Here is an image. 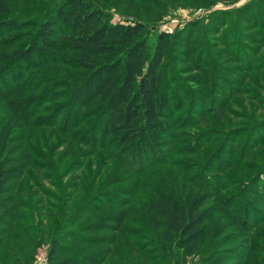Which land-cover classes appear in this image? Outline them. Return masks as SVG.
I'll return each instance as SVG.
<instances>
[{
  "label": "rangeland",
  "instance_id": "374dc122",
  "mask_svg": "<svg viewBox=\"0 0 264 264\" xmlns=\"http://www.w3.org/2000/svg\"><path fill=\"white\" fill-rule=\"evenodd\" d=\"M4 1L10 13L0 19L21 27L0 30V43L19 47L34 35V25L54 19L68 0ZM92 1L113 22L145 23L154 44L161 32L171 34L162 65L169 121L185 117L195 123L172 130L176 138L162 136L166 142L147 156L151 163L136 172L117 156L121 148L87 144L65 128L76 114L65 88L43 99L47 84L41 83L21 97L34 109L29 124L9 116L10 107L0 99V123L18 127L3 157H16L23 165L20 176L0 193V264H48L52 241L72 228L68 219L76 204L84 226L127 214L125 234H98L88 227L82 235L113 239L82 246L69 241L96 264H118L117 258L124 261L137 249L149 264H264V194L258 191L255 197L252 188L264 181V0ZM44 66L37 70L66 79L62 61ZM22 70L25 82L32 71ZM89 120L79 130L87 131ZM95 184L105 186L102 194L93 192L95 199L101 197L86 205L85 192ZM157 188L173 198L189 191L209 194V204L216 207L214 225L224 227L227 237L210 238L200 251L153 242L140 206L156 196ZM137 257L127 264H142Z\"/></svg>",
  "mask_w": 264,
  "mask_h": 264
},
{
  "label": "trees",
  "instance_id": "16d2710c",
  "mask_svg": "<svg viewBox=\"0 0 264 264\" xmlns=\"http://www.w3.org/2000/svg\"><path fill=\"white\" fill-rule=\"evenodd\" d=\"M9 13V4L0 0V14ZM34 26V35L21 46L3 47L6 42L0 43V62L3 61L0 99L10 107L12 115L9 116H17L24 124H29L34 112L32 103H25L20 98L41 83L47 84L43 99L49 95L55 97L59 88H65L69 92L68 107L74 105L76 108L74 122H67L65 128L81 135L87 144L114 151L121 148L116 152L117 156L136 172L143 171L141 168L151 163L147 156L154 147L166 142L162 136L176 138L172 130L195 123L185 117H180L176 123L169 121L171 112L168 111L169 100L164 95L162 65L171 44V34L161 32L154 44L145 23L139 20L113 22L110 15L92 0H68L58 9L54 19L44 21L39 27ZM20 27L15 21L0 19V30H19ZM60 61L67 70L64 81L37 70L46 67L44 63L53 65ZM22 67L32 71L25 82ZM88 118L89 129L79 130ZM16 128V123L15 127L0 123V193L20 176L18 170L23 167L16 157H3L6 143ZM100 187L105 186L95 184L86 190L83 198L88 203L84 204L94 202L95 190L102 194ZM252 188L253 195L260 197L259 192L264 194V181L257 180ZM210 198L209 194L200 191L177 194L173 198L157 188L156 196L140 206L152 241L166 243L170 248L175 245L178 249L195 251L199 250V245L208 244L210 238L209 241L214 242L225 239L227 236H222L224 227L214 225L216 207L209 204ZM115 202L123 204L120 197ZM234 202L236 200L229 201L228 207H233ZM75 206L68 219L72 228L62 231L52 241L48 264H96L91 256L69 241L82 246L90 244L88 241L103 239L107 242L113 237H86L82 230L88 227L90 232L98 234L106 232L117 236L126 233L125 211L121 212L122 216L101 217L90 226H84L80 220L82 208ZM95 210L101 211L99 208ZM131 254L124 261L117 258V263L127 264L126 261L131 262L138 255L137 263L149 264L150 259L142 250H134Z\"/></svg>",
  "mask_w": 264,
  "mask_h": 264
}]
</instances>
